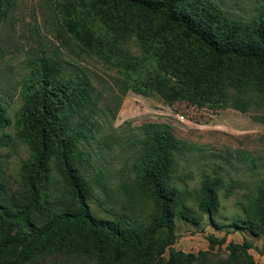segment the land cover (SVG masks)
Listing matches in <instances>:
<instances>
[{"label":"trees","instance_id":"trees-1","mask_svg":"<svg viewBox=\"0 0 264 264\" xmlns=\"http://www.w3.org/2000/svg\"><path fill=\"white\" fill-rule=\"evenodd\" d=\"M7 4L0 0V20ZM61 15L67 31L85 47L100 57L116 58V65L129 71L135 91L156 92L167 102L264 83V5L258 15L244 20L230 16L213 0H71ZM133 35L147 61L129 56L120 45ZM73 68L66 73L61 62L45 56L25 82L17 134L32 149L31 158L22 164L28 191L20 209L13 211L2 203L0 182V222L9 229L0 237V264H29L42 255L80 251L93 252L107 264H150L167 249L168 264H180L191 253L173 246L175 219H200L183 203V190L172 183L176 153L185 141L168 123H144L136 174L154 213L144 222L127 215H96L78 146L81 135L88 133L84 111L92 109L91 84L78 66ZM4 109L0 103V130L9 121ZM50 161L64 180L65 199H48ZM223 182L220 175L205 177L198 189V208L212 224ZM256 194L248 214L233 218L234 229L264 234V185ZM208 239L211 245L223 244L226 237ZM228 245L232 255L240 249L246 264H256L247 239Z\"/></svg>","mask_w":264,"mask_h":264},{"label":"rangeland","instance_id":"rangeland-1","mask_svg":"<svg viewBox=\"0 0 264 264\" xmlns=\"http://www.w3.org/2000/svg\"><path fill=\"white\" fill-rule=\"evenodd\" d=\"M67 1L71 0H8L0 20V103L9 119L0 130L2 203L16 211L27 196L22 164L31 158L32 149L17 134V119L27 77L46 56L61 62L66 73L78 66L91 84L92 109L84 111L89 117L88 133L81 135L78 146L83 151L82 170L92 188L89 202L96 215L108 219L127 215L132 221L144 222L154 213L153 202L137 180L140 141L144 123H168L186 144L176 153L172 183L186 195L183 203L200 215L198 222L175 219L173 246L191 253L180 264H246V253L239 249L232 255L228 245L244 239L253 245L248 253L255 263L264 264V234L252 235L231 224L233 218L248 214L257 189L264 185V83L229 86L217 94L183 96L172 102L156 92L135 91L129 71L116 65V58L98 56L67 31L61 15ZM213 1L230 16L244 20L258 15L264 5V0ZM119 43L129 56L147 61L134 35ZM74 118L77 121L76 115ZM215 175L224 182L219 188L221 205L213 216L216 224H212L198 208V189L205 177ZM47 189L49 201L67 198L54 161H50ZM8 230L0 222V237ZM209 235L225 236L226 240L211 245ZM170 256L167 249L150 264H168ZM29 264L107 263L93 252L80 251L42 255Z\"/></svg>","mask_w":264,"mask_h":264},{"label":"built area","instance_id":"built-area-1","mask_svg":"<svg viewBox=\"0 0 264 264\" xmlns=\"http://www.w3.org/2000/svg\"><path fill=\"white\" fill-rule=\"evenodd\" d=\"M182 116V115H181Z\"/></svg>","mask_w":264,"mask_h":264}]
</instances>
